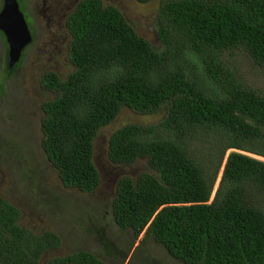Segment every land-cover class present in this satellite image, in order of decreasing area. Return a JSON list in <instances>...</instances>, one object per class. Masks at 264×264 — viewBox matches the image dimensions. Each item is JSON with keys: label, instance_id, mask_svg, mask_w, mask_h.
Segmentation results:
<instances>
[{"label": "trees", "instance_id": "obj_1", "mask_svg": "<svg viewBox=\"0 0 264 264\" xmlns=\"http://www.w3.org/2000/svg\"><path fill=\"white\" fill-rule=\"evenodd\" d=\"M158 1L155 45L100 0H80L70 12V71L40 79L54 95L42 105V151L64 187L93 194L98 131L123 109L162 114L108 139L110 163L145 160L148 169L116 182L110 214L132 237L120 260L130 253L129 262L147 263L132 248L143 233L141 242L154 241L180 264H264V162L231 152L209 202L227 150L264 158V96L224 60L242 51L264 73V0ZM6 69L13 76L17 68ZM20 217L0 196V264H107L86 251L41 263L62 240L21 227Z\"/></svg>", "mask_w": 264, "mask_h": 264}, {"label": "rangeland", "instance_id": "obj_2", "mask_svg": "<svg viewBox=\"0 0 264 264\" xmlns=\"http://www.w3.org/2000/svg\"><path fill=\"white\" fill-rule=\"evenodd\" d=\"M100 1L105 6L116 7L137 35L155 45L153 23L158 0L145 4L136 0ZM17 2L22 12L28 8L32 9L36 20L35 41L33 46L27 49V57L21 69L11 78H4L0 70V84L4 86L5 91L4 95H0V196L19 208L21 227L37 234L50 231L60 236V247L45 252L41 263L50 257L65 256L74 251H90L99 259L105 260L101 258L103 249L92 240L93 237H98L108 241L110 245L112 243L117 246L115 264H119L132 237L129 233H122L117 229L110 214V202L115 195L116 182L124 175L134 177L148 169L145 160L123 166L110 163L107 158L108 139L123 125H150L160 120L162 114L141 116L123 109L111 124L98 131L93 141V161L100 176V185L95 193L81 194L75 189L64 187L41 147V106L45 101L53 99L54 95L41 89L40 79L45 71L52 70L60 77L70 71L66 59V43L63 41L55 45L56 40L54 44L51 43L52 39H57L61 34L58 28L46 26V17L43 19L41 4L37 0L36 7L34 0H31L30 5L25 0ZM56 30L58 33L50 36V33H55ZM59 39L61 41V38ZM224 60L245 87L264 96V73L254 68L242 51L235 52L233 56L227 55ZM231 150L234 149L226 151L220 164L209 202L214 198ZM255 160L264 162L263 157ZM142 235L143 233H140L134 240L132 247L142 249L139 253L142 254V261L146 260V264L153 261L158 264H180L154 241L147 239L141 242ZM127 256L125 264H144L141 260L128 262L130 253L126 254Z\"/></svg>", "mask_w": 264, "mask_h": 264}, {"label": "flooded vegetation", "instance_id": "obj_3", "mask_svg": "<svg viewBox=\"0 0 264 264\" xmlns=\"http://www.w3.org/2000/svg\"><path fill=\"white\" fill-rule=\"evenodd\" d=\"M25 1L28 5H30L31 0H25ZM35 1L36 0H34V6L36 7L37 4ZM79 1L80 0H73V2L70 1L67 3L64 0H37V2H39L41 4L43 19H44V17H46V26L52 27V28H58L59 34H61L60 36L58 35L57 39H52L51 43L54 44L55 40H56L55 45H58L60 42H63V41L66 43V59H67V53H68V48H69L68 46H69L70 41H71L70 35L66 29V19L69 16L70 12L78 4ZM1 7H2V0L0 3V9H1ZM22 13L24 15V19H25L27 26H28V29L30 31L32 41L28 46H26L23 49L19 62L15 66H13V68H11L13 70L17 68L15 70V73L21 69V67L25 61V58L27 57L26 56L27 49H29V47L33 46L34 41H35L34 26H35L36 20H35L34 14L32 12V9L28 8L25 12H22ZM29 22H30V25H29ZM58 30H56L55 33L51 32L50 36L51 35L54 36L56 33H58ZM59 38H61V41ZM0 46H2V53L0 54V70L2 71V73L4 75L3 77L6 79H9L12 76L10 75V73L8 74V69H6V66H8L7 45H6L4 36L2 35L1 32H0ZM46 72L47 71L43 72V74ZM40 87L45 93L52 94L50 91L44 89L41 85H40ZM4 94H5L4 86L2 84H0V95H4ZM41 109H42V106H41ZM4 200H6V199H4ZM92 240L93 241L95 240L96 244L99 246V248L103 249L102 251L104 253L102 254L101 258L107 260L110 264H115L116 263V255L118 254V248L114 244L111 243V245H110V244H108V241L103 240V239L98 238V237H93ZM86 252H90V251H86ZM90 253H92V252H90ZM92 254H94V253H92ZM127 259H128V256L122 262H119V264H125V261ZM105 260H103V261H105ZM129 260H130V258H129Z\"/></svg>", "mask_w": 264, "mask_h": 264}, {"label": "water", "instance_id": "obj_4", "mask_svg": "<svg viewBox=\"0 0 264 264\" xmlns=\"http://www.w3.org/2000/svg\"><path fill=\"white\" fill-rule=\"evenodd\" d=\"M0 32L4 36L7 45L8 66L12 68L19 62L23 49L32 41L30 31L24 15L19 9L17 0H2ZM231 152H236V150H231ZM237 153L240 152L237 151ZM245 156L253 159L259 158V156L255 155L252 157L246 154Z\"/></svg>", "mask_w": 264, "mask_h": 264}]
</instances>
